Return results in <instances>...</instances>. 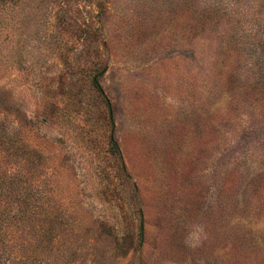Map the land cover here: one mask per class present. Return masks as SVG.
I'll return each instance as SVG.
<instances>
[{"label":"rangeland","instance_id":"rangeland-1","mask_svg":"<svg viewBox=\"0 0 264 264\" xmlns=\"http://www.w3.org/2000/svg\"><path fill=\"white\" fill-rule=\"evenodd\" d=\"M0 264H264V0H0Z\"/></svg>","mask_w":264,"mask_h":264},{"label":"trees","instance_id":"trees-1","mask_svg":"<svg viewBox=\"0 0 264 264\" xmlns=\"http://www.w3.org/2000/svg\"><path fill=\"white\" fill-rule=\"evenodd\" d=\"M207 11H212V12H215V8H207L206 11H205V14H207ZM203 16V15H202ZM94 84L95 86L97 87V89L100 91V92H104L103 91V88H102V85L100 84V81L98 79V77H95L94 78ZM106 100H107V103H108V106H109V109H110V116H111V125H112V146L114 148V151L116 154H121L120 152V149H119V146L117 144V142L115 141V129H116V125H115V121H114V111H113V107H112V104H111V101L106 97ZM144 224L141 225V235L143 236V233H144Z\"/></svg>","mask_w":264,"mask_h":264}]
</instances>
